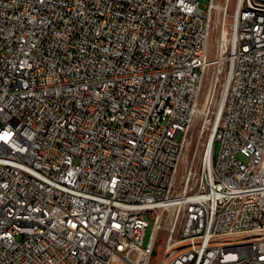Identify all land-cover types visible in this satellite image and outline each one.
<instances>
[{
	"label": "built area",
	"instance_id": "built-area-1",
	"mask_svg": "<svg viewBox=\"0 0 264 264\" xmlns=\"http://www.w3.org/2000/svg\"><path fill=\"white\" fill-rule=\"evenodd\" d=\"M230 1L211 55L218 0H0V264H151L161 232L156 264H264V13L224 33Z\"/></svg>",
	"mask_w": 264,
	"mask_h": 264
},
{
	"label": "rangeland",
	"instance_id": "rangeland-1",
	"mask_svg": "<svg viewBox=\"0 0 264 264\" xmlns=\"http://www.w3.org/2000/svg\"><path fill=\"white\" fill-rule=\"evenodd\" d=\"M201 6L204 8H207L208 5V0H200ZM221 4H223L224 0H218ZM235 2L236 0H231L229 4V13L227 16V23L228 26L231 27L232 23V16H233V11L235 8ZM222 14L223 11L222 9H215L214 11V17H213V28H212V51L211 55L215 54L216 50V45L218 43L219 35H220V28H221V19H222ZM214 111L216 110L215 106H213ZM212 120H214L215 113H212ZM213 121L210 122V124L204 125L202 120L199 118L196 120L195 124L191 128L190 131V143L187 146L186 149V157L182 160V165L180 168V171L183 172L184 169L187 166L188 161H190L193 157L195 158V163L196 165H200L204 159L206 148H207V143L209 142V137L212 132L213 128ZM202 126H205L204 131L202 132ZM215 153L219 149V143L217 142L215 145ZM151 225L152 221L150 220L149 227L147 228L146 235H145V241L148 239L150 232H151ZM165 233L161 232L160 237L157 243V246L155 247L153 257H152V262L151 264H156L162 254H163V246L165 242Z\"/></svg>",
	"mask_w": 264,
	"mask_h": 264
},
{
	"label": "bare ground",
	"instance_id": "bare-ground-1",
	"mask_svg": "<svg viewBox=\"0 0 264 264\" xmlns=\"http://www.w3.org/2000/svg\"><path fill=\"white\" fill-rule=\"evenodd\" d=\"M222 8H223V4L218 2L216 9L219 10ZM235 8H236V2H235ZM235 8H234V11H235ZM234 11H233V14H234ZM260 11L264 13V2L259 1V0L253 1V12H260ZM227 12L229 13V5L227 6ZM222 20L223 19H221V22H222ZM226 24H228L227 20H226ZM230 29L231 28L229 26H226L224 33L229 32ZM221 109H222V102H219L218 106H217L216 117L214 120V126L212 128V132H211V135L209 137V149H210V146L213 142L214 131H215V128H216L217 123H218V119H219ZM212 113H215L213 106H208V114H212ZM209 149L207 150V154H209ZM185 157H186V152L184 154V158ZM235 239H236V230H229V232H226V233H225V231H218V242H220V243H233V242H235Z\"/></svg>",
	"mask_w": 264,
	"mask_h": 264
},
{
	"label": "water",
	"instance_id": "water-1",
	"mask_svg": "<svg viewBox=\"0 0 264 264\" xmlns=\"http://www.w3.org/2000/svg\"><path fill=\"white\" fill-rule=\"evenodd\" d=\"M259 1H262V2H264V0H259Z\"/></svg>",
	"mask_w": 264,
	"mask_h": 264
}]
</instances>
